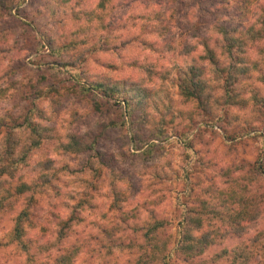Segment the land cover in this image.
<instances>
[{"label": "rangeland", "instance_id": "1", "mask_svg": "<svg viewBox=\"0 0 264 264\" xmlns=\"http://www.w3.org/2000/svg\"><path fill=\"white\" fill-rule=\"evenodd\" d=\"M219 1L0 0V122L29 118L43 135L35 145L38 133L16 134L17 153L29 148L30 161L0 179V200L20 182L31 187L11 199L13 207L2 203L0 264H24L7 235L26 208L38 223L30 237L53 244L51 251L57 224L79 216L63 242H78L76 264H137L147 242L136 229L149 222L164 225L169 264H264V178L255 168L264 163V109L222 107L223 82L201 59L210 47L220 63L230 61L215 22L240 13V0L221 9L226 16L213 11ZM249 1L252 23L262 0ZM247 55L261 58L257 48ZM61 62L110 90L70 81ZM201 66L208 113L180 88L199 79L191 72ZM255 85L264 91L262 81ZM239 201L253 221L232 229L219 218L234 216L231 203ZM187 211L203 219L202 229L189 224L196 237L215 235L185 260L174 251ZM233 249L236 255L223 254Z\"/></svg>", "mask_w": 264, "mask_h": 264}, {"label": "trees", "instance_id": "2", "mask_svg": "<svg viewBox=\"0 0 264 264\" xmlns=\"http://www.w3.org/2000/svg\"><path fill=\"white\" fill-rule=\"evenodd\" d=\"M68 1L70 0H64V2ZM105 1L110 0H101L98 7L102 6ZM233 1L234 0H220V6L216 5L215 10L213 11H217L216 15L226 16L222 13L221 9H225L226 11L231 9L229 6L233 3ZM251 5L252 3L249 0H240L237 10L238 12L240 11V13L233 15V18H230L229 20H222L221 18L216 19L215 29L222 41V51L226 56V59L230 61L220 63V61L216 59L214 51L210 49V47L207 48L206 57H201V59L208 60L209 64L215 68L212 70V73H214L215 76L223 82V95L221 98L223 100L222 107H235L241 110H247L249 108L256 109L257 107L259 111H262L264 109V91H262L259 87H256L255 81H262L264 86V0H262V6L259 7L256 19H252V23L249 22L248 16L251 12ZM78 15H80L81 18H84L86 16H90L91 14L81 11ZM17 18L22 19L19 15H17ZM25 25L28 26V24ZM47 44L49 45L51 51H53L54 48L52 45L50 43ZM46 47L47 46H41L42 49H46ZM250 48H257L259 51V57L261 58H258L257 60H250L247 55L248 50H251ZM60 64L66 76H69L68 78L70 81L87 85L91 90L103 94H105L107 90H110V87L106 86L105 83L92 84L84 78L83 74L72 73L70 69H67V67L70 66L69 64L63 62ZM202 66L197 69V73L191 72L193 76L197 75L199 79L194 82L190 81L189 83H183L185 86L181 84L180 88L183 90V95L186 96V98H193L202 111L204 113H208L211 112L208 102V100H210V94L207 93L208 85L205 84V80H200L203 78L204 74ZM37 97L40 98L39 95H37ZM30 122L31 120L29 118H26L22 123L12 125H5L0 122V128L5 127L7 130L0 145L2 148L0 149V179L4 176L15 177L16 175H19L18 172L22 169V167L28 166V162L30 161L28 154L29 148H25L22 152L20 151L19 154L17 153L18 142L16 140V134H19V131H23L25 129H30V133L33 135L38 133L39 137L38 141L34 143L35 145L40 143L39 139L43 136L39 133L38 129H35V126L30 127ZM255 168L257 170L256 172L264 178V163L263 165L255 166ZM30 188L31 187L25 182H20L14 187V192L10 196V200H0V208L4 207L2 205L4 201H6V208L9 206V203L13 207L14 202L11 199L17 198L26 193L30 190ZM80 205H82V203L78 204V206ZM201 205V208L204 209L206 203H202ZM231 205L233 208L229 211L236 214L234 216L232 215V217L222 216L219 218L220 221L228 223L229 227L232 229L241 226L240 224L243 221H253L252 213L250 211L248 212L246 209L248 206L247 202L242 203L239 201L236 204V207L235 203L233 205V202ZM190 212L192 211L185 212L183 220L180 222V228L178 231L179 237L174 251L175 253L177 252L183 254L185 256V260L201 254L204 248L211 244V238L215 235L212 233H205L202 234L201 237H196L192 233L194 231L193 227H189V224H195V228L202 229L204 223L202 218H191V214H189ZM193 212L196 211L193 210ZM196 213L198 215L201 214V212L198 211ZM79 220V216L75 214L67 220L57 224L55 232L57 249L51 251L53 244L41 243L40 241H36L35 238L30 237V232L32 231L31 229H35L38 223L35 220L33 211L30 208H26L16 216L13 229L7 235V245L9 244L13 247H17L16 249L22 252V257L24 256V264H76L80 254L78 242H74L73 245L68 246H64L63 242L69 239L71 233L70 230L72 229L74 222H78ZM163 228V223L149 222L143 227L136 229V232L141 231L143 233L142 236L144 237L145 242H147V244L142 248L144 252L141 259H146L143 264H150V262H153V259H159L158 263L160 262V264H169V256L164 254L166 245L162 246L164 236H166ZM115 230L116 229L114 227H111L104 232L109 234V237H112ZM232 234L236 235L239 233L235 230ZM235 250L236 249L225 250L223 254L227 255L232 253L236 255ZM237 254L240 255L239 253ZM142 260L138 261L137 264H142Z\"/></svg>", "mask_w": 264, "mask_h": 264}]
</instances>
